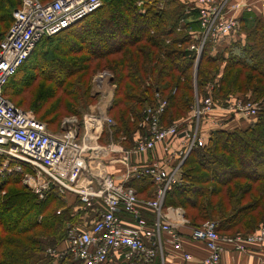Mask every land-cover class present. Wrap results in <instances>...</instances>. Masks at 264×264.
<instances>
[{
  "label": "trees",
  "instance_id": "16d2710c",
  "mask_svg": "<svg viewBox=\"0 0 264 264\" xmlns=\"http://www.w3.org/2000/svg\"><path fill=\"white\" fill-rule=\"evenodd\" d=\"M22 1L0 0V42ZM239 18L240 28L209 38L197 61V50L191 47L200 43L201 25L192 0H104L93 13L42 38L3 93L34 111L51 131L61 127L64 115H76L82 125L84 112L99 98L93 92V76L108 68L114 85L108 114L116 124L100 141L108 144L127 135L121 142L128 149L146 132L140 122L147 106L158 103L157 93L167 100L162 125L184 121L181 129L193 126L190 117L197 97L211 96L222 104L239 98L258 101L261 108L252 117L220 109L202 117L205 142L188 154L181 178L164 202L165 209L185 212L188 223L178 229L182 242L195 240L193 230L207 220L218 223L221 235L252 234L264 226V0L252 11L241 10ZM219 118L225 120L222 125L210 123ZM106 162L113 174L123 170L114 154ZM22 177L16 172L0 179V264H81L69 253L61 256L49 249L67 247L72 228L89 229L99 217V203L87 205L74 193L67 201L53 186L40 198ZM125 185L134 188L139 199L155 198L158 188L152 176L132 177ZM138 206L140 216L154 225L155 211L143 203ZM121 216L136 222L127 213ZM195 241L206 247L205 241ZM166 245L163 241L169 264ZM112 259L105 264H132ZM154 264H162L161 258Z\"/></svg>",
  "mask_w": 264,
  "mask_h": 264
},
{
  "label": "built area",
  "instance_id": "2783aa9c",
  "mask_svg": "<svg viewBox=\"0 0 264 264\" xmlns=\"http://www.w3.org/2000/svg\"><path fill=\"white\" fill-rule=\"evenodd\" d=\"M103 1L23 0L14 11L13 23L0 42V173H22L23 184L40 198L55 186L61 195L74 193L87 205L93 201L99 203V217L89 229L72 228L62 254H71L81 264H105L112 258L115 263L125 259L132 264L137 260L154 264L156 257L165 264L164 234L170 244L183 249L178 229L188 223L182 208H164L166 194L180 180L181 166L188 154L205 142L202 117L216 109L252 117L261 105L258 101L241 98L222 104L216 103L211 96L197 97L190 117L193 126L181 129V121L162 125L167 100L157 93L158 103L147 106L140 122L146 132L129 149L119 142L104 144L100 141L105 127L115 124L108 114L111 102L109 106L102 103V108L100 105L93 107L84 115L82 125L76 115H70L63 119L60 131H51L34 111L6 97L4 87L42 38L75 24L100 8ZM192 1L199 8L201 25L200 43L191 47L197 50V61L209 38L236 32L240 28L241 10L252 11L256 7L252 0ZM112 77L111 71L102 70L94 81L99 89L106 87V83L114 87ZM210 123L222 125V121L215 119ZM161 145H165V157L149 159L148 153ZM111 154L115 155V162L125 168L122 178L108 171L106 159ZM133 155L138 157L135 164ZM142 176H152L157 182L155 198L139 199L134 188L126 187L130 178ZM139 203L155 211L154 225L149 226L140 216ZM122 213L133 216L136 222L132 224L122 218ZM217 225L216 221L207 220L203 227L193 230V239L205 241L208 250L198 264H221L225 245L233 244L245 250V242L264 243V226L245 236H228L220 235ZM49 252L57 250L50 248ZM184 258L189 261L193 255L184 252Z\"/></svg>",
  "mask_w": 264,
  "mask_h": 264
},
{
  "label": "crops",
  "instance_id": "0c3cea01",
  "mask_svg": "<svg viewBox=\"0 0 264 264\" xmlns=\"http://www.w3.org/2000/svg\"><path fill=\"white\" fill-rule=\"evenodd\" d=\"M261 2L262 0H256L255 5ZM106 90L108 91V88L106 87L102 89V91H106ZM112 98H113V94L105 96V100L102 101V103H105L106 105L109 106L110 102L112 101ZM100 107L102 108L101 103H100ZM119 143L123 144L121 141ZM165 154H166L165 145H161L155 151V153L153 152L151 155L152 158L158 157L160 159H163L165 157ZM148 157L150 159V156ZM143 159L145 158L142 157V160ZM132 162L134 164L137 163V158L134 157V155L132 158ZM124 172H125V168H123V170L120 173H117L115 175L118 176L119 178H122ZM183 227L184 225L181 226L180 228ZM163 241H165V243L167 244L166 257H167V262L169 264H185L184 249L185 251H188L193 255V261L190 264H198L208 253V250L206 249L204 243L201 241H195L189 238L188 239L184 238L182 242L184 249H180V251H178L176 247H173V245L168 242L167 234L164 236ZM245 245L247 246L245 250L237 249L233 244L225 245L224 251L222 253L221 264H264V243L245 242Z\"/></svg>",
  "mask_w": 264,
  "mask_h": 264
},
{
  "label": "rangeland",
  "instance_id": "374dc122",
  "mask_svg": "<svg viewBox=\"0 0 264 264\" xmlns=\"http://www.w3.org/2000/svg\"><path fill=\"white\" fill-rule=\"evenodd\" d=\"M189 7V6H188ZM102 70H109L110 71V69H108V68H105V69H100V70H98L96 73H95V75L93 76V79H92V87H93V92H95V93H99V98H98V101L96 102V103H93V104H91L90 106H89V108H88V110L87 111H85L84 112V115L85 114H87V113H89L91 110H92V108L93 107H95V106H98V105H100V103L102 104V101H104L105 100V96H108V95H110V94H114V87H112V86H110V83H106L105 85H106V88H108V91L106 90V91H102V89H99V87L96 85V83H95V81H94V78H95V76L100 72V71H102ZM113 78V77H112ZM111 80H113V79H111ZM223 104H225V103H223ZM25 107V106H24ZM224 111H227V110H224ZM65 116L67 117L68 115H64V116H62V117H64L65 118ZM62 117H61V120H62ZM84 117V116H83ZM63 118V119H64ZM221 121H225L224 120V118H219ZM61 120H59V123H58V125H62V123H61ZM219 120V122H221ZM63 121V120H62ZM115 121V120H114ZM192 120L190 119V122H191ZM185 122L184 121H181V126L184 124ZM115 124H116V122H115ZM114 124V125H115ZM113 125V126H114ZM52 128H53V126H52ZM61 129H62V126L60 127ZM60 128H58L57 130H54V131H60L61 129ZM112 129V127H105V130L106 129ZM50 129V128H49ZM53 130V129H52ZM125 136H127V135H121V137H120V139L119 140H115V141H113V139L110 141V142H120V141H124L125 139H126V137ZM109 142V143H110ZM135 144V143H134ZM134 146V145H133ZM20 173V172H19ZM7 176H10V174H5V173H0V179H2V178H5V177H7ZM53 187H55V186H53ZM56 188V187H55ZM57 189V188H56ZM5 192H3V194H4ZM57 193H58V195L60 196V197H62V198H68L69 196H71V195H73V194H65V195H61L59 192H58V190H57ZM74 199V197L72 198V200ZM67 201H68V199H66ZM74 201V200H73ZM219 233V232H218ZM220 234V233H219ZM221 235V234H220ZM63 249H65V248H63ZM63 249H59V250H57V252H51V253H59V255H61V256H63V255H65L66 253H64V254H62L61 253V251L63 250Z\"/></svg>",
  "mask_w": 264,
  "mask_h": 264
}]
</instances>
